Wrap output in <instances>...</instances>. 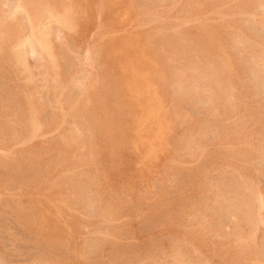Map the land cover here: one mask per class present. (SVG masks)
Wrapping results in <instances>:
<instances>
[{
  "label": "rangeland",
  "instance_id": "rangeland-1",
  "mask_svg": "<svg viewBox=\"0 0 264 264\" xmlns=\"http://www.w3.org/2000/svg\"><path fill=\"white\" fill-rule=\"evenodd\" d=\"M0 191V264H264V0H0Z\"/></svg>",
  "mask_w": 264,
  "mask_h": 264
},
{
  "label": "bare ground",
  "instance_id": "bare-ground-1",
  "mask_svg": "<svg viewBox=\"0 0 264 264\" xmlns=\"http://www.w3.org/2000/svg\"><path fill=\"white\" fill-rule=\"evenodd\" d=\"M49 21H50V20H49ZM23 43H24V42H23ZM23 43H22V44H23ZM32 52H33V51H32ZM4 174H5V173H4ZM5 176H6V175H5ZM11 176H12V175H11ZM7 177H8V176H7ZM7 177H6V178H7ZM6 178H5V179H6ZM1 180H2V179H1ZM7 180H8V179H7ZM259 180H260V179H259ZM3 182H5V181L3 180ZM22 186H23V185H22ZM16 187H17V186H16ZM210 188H211V187H210ZM1 189H3V185H2V188H1ZM7 189H8V188H7ZM3 191H4V189H3ZM6 191H7V190H6ZM8 191H9V189H8ZM0 192H2V191H0ZM0 195H2V194H0ZM0 197H1V196H0ZM205 197H206V196H205ZM2 198H3V197H2ZM2 198H1V199H2ZM4 200H5V199H4ZM0 201H1V200H0ZM9 201H10V200H9ZM6 202H8V201L5 200L4 203H6ZM9 204H10V203H9ZM21 204H22V203H21ZM2 205H3V204H2ZM4 206H7V205H4ZM0 208H1V207H0ZM6 208H7V207H6ZM1 209H4V208H1ZM4 210H5V209H4ZM4 210H3V211H4ZM7 210H8V209H7ZM17 210H18V209H17ZM1 211H2V210H1ZM3 211H2V212H3ZM5 211H6V210H5ZM5 211H4V212H5ZM192 211H193V210H192ZM6 212H7V211H6ZM182 212H183V211H182ZM11 213H14V212H11ZM8 214H9V213H8ZM12 215H14V214H12ZM8 216H9V218H10V214H9ZM26 216H27V215H26ZM26 216H25V217H26ZM28 216H29V215H28ZM5 217H7V216H5ZM15 217H17V216H15ZM25 217H24V218H25ZM0 218H1V216H0ZM2 218H3V216H2ZM2 218H1V220H2ZM30 218H31V216H30ZM32 218H33V217H32ZM32 218H31V219H32ZM11 219H12V217L10 218V220H11ZM19 219H20V218H19ZM27 219H29V218H27ZM31 219H30V220H31ZM6 220H7V219H6ZM6 220H3V222H5ZM8 220H9V219H8ZM14 220H15V219H13V221H14ZM32 220H33V219H32ZM32 220H31V221H32ZM19 221H20V220H19ZM22 221H26V220H22ZM7 222H8V221H7ZM11 222H12V221H11ZM16 222H17V221H16ZM16 222H15V224H16ZM29 222H30V221H29ZM33 222H34V221H33ZM0 223H2V222L0 221ZM18 223H19V222H18ZM26 223H27V222H26ZM30 223H31V222H30ZM30 223H29V224H30ZM9 224H10V222L8 223V225H9ZM23 224H24V223H23ZM27 224H28V223H27ZM32 224H33V223H32ZM2 225H3V224H2ZM4 225H5V223H4ZM13 225H14V222H13ZM13 225H11V226H13ZM17 225H19V224H17ZM17 225H16V226H17ZM25 225H26V224H25ZM11 226H10V227H11ZM16 226H15V227H16ZM29 226H30V225H29ZM207 226H208V225H207ZM0 227H2V226L0 225ZM19 227H20V226H19ZM23 227H24V226H23ZM26 227H28V226H26ZM32 227H33V226H32ZM2 228H3V227H2ZM6 228H7V225H6ZM30 228H31V226L29 227V229H30ZM207 228H209V227H207ZM20 229H21V228H20ZM22 229H23V228H22ZM22 229H21V230H22ZM25 229H26V228H25ZM25 229H24V230H25ZM1 230H2V229H1ZM9 230H10L11 232L14 231V230H11V229L8 228L7 231L10 232ZM31 230H33V229H31ZM206 231H207V229H206ZM0 232H1V231H0ZM11 232H10V233H11ZM14 232H15V231H14ZM18 232H19V228H18ZM18 232H16L15 234H17ZM26 232H27V231H26ZM26 232H25V233H26ZM20 233H21V232H20ZM25 233H24V234H25ZM29 233H30V232H29ZM143 233H144V232H143ZM201 233H202V232H201ZM3 234H5L4 231H3ZM26 234H27V233H26ZM202 234H203V233H202ZM205 234H206V233H205ZM207 234H209V233H207ZM13 235H14V234H13ZM27 235H28V234H27ZM33 235H34V234H33ZM5 236H7V234H6ZM10 236H11V235H10ZM15 236H18V235H15ZM147 236H148V235H147ZM189 236H190V235H189ZM204 236H205V235H204ZM206 236H208V235H206ZM206 236H205V238H202V237H203V235H202V236H201V239H202V240H199V241H204L203 239H206ZM3 237H4V236H3ZM3 237H2V238H3ZM25 237L27 238L28 236H25ZM32 237H33V236H32ZM192 237H193V236H192ZM6 238H7V237H6ZM11 238H13V240H14L15 237H11ZM11 238H10V239H11ZM28 238H29V237H28ZM154 238H155V237H154ZM4 239H5V238H4ZM7 239H8V238H7ZM195 239H196V238H195ZM208 239H209V238H208ZM210 239H211V238H210ZM210 239H209V240H210ZM2 240H3V239H2ZM17 240H18V238H17ZM148 240H149V239H148ZM181 240H182V239H181ZM183 240H184V239H183ZM26 241H27V240H26ZM205 241H206V240H205ZM4 242L7 243V241H4ZM10 242L13 243L11 240H10ZM17 242H18V241H17ZM19 242H20V241H19ZM2 243H3V242H2ZM6 243H5V244H6ZM14 243H15V241H14ZM20 243H21V242H20ZM22 243H23V242H22ZM149 243H150V242H149ZM188 243H189V241H188ZM190 243H191V242H190ZM206 243H207V242H206ZM5 244H4V246H5ZM204 244H205V243H204ZM6 245H8V244H6ZM14 245H16V244H14ZM17 245H18V244H17ZM170 245H171V244H170ZM189 245H190V244H189ZM193 245H194V244H193ZM193 245H192V246H193ZM200 245H203V244L201 243ZM9 246H10V243H9ZM26 246H27V245H26ZM190 246H191V245H190ZM12 247H13V246H12ZM14 247H15V246H14ZM19 247H21V246H19ZM29 247H30V246H29ZM194 247H195V246H194ZM194 247H193V248H194ZM203 247H205V246H203ZM15 248H16V247H15ZM193 248H192V249H193ZM195 248H196V247H195ZM13 249H14V248H13ZM147 249H148V248H147ZM168 249H170V248H168ZM199 249H200V248H199ZM193 251H195V250H193ZM199 251H201V250H199ZM199 251H197V254L199 253ZM205 252H206V251H205ZM23 253H24V252H23ZM199 255H200V254H199ZM136 256H137V255H136ZM165 256H166V255H165ZM228 256H229V255H228ZM143 257H144V256H143ZM2 258H3V257H2ZM59 258H60V257H59ZM176 258H177V257H176ZM189 258H190V257H189ZM189 258L185 259V256H183V257L180 258V259L178 258L179 260H177L176 262H174L175 260H172L171 258H170V259H171V261L174 262L173 264H193V262H195V261H192V262H191L192 259L190 260ZM198 258H200V257H198ZM170 259H169V260H170ZM173 259H174V258H173ZM196 259H197V258H196ZM200 259H201V258H200ZM13 260H14V259H12V261H13ZM17 260H18V259H17ZM25 260H26V259H25ZM117 260H118V259H117ZM203 260H204V259H202V261H203ZM14 261H15V260H14ZM67 261H68V260H67ZM0 262H1V261H0ZM146 262H147V261H146ZM166 262H167V261H166ZM168 262H169V261H168ZM196 262H197V261H196ZM3 263H4V262H3ZM25 263H26V262H25ZM126 263H127V262H126ZM126 263H125V264H126ZM151 263H152V262H151ZM154 263H155V262H154ZM206 263L208 264V262H206ZM12 264H13V263H12ZM157 264H158V263H157ZM161 264H162V263H161ZM196 264H198V262H197ZM200 264H202V263H200ZM203 264H205V262H203Z\"/></svg>",
  "mask_w": 264,
  "mask_h": 264
}]
</instances>
